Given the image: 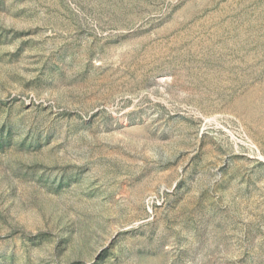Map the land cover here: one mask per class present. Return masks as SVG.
Wrapping results in <instances>:
<instances>
[{"label":"rangeland","instance_id":"obj_1","mask_svg":"<svg viewBox=\"0 0 264 264\" xmlns=\"http://www.w3.org/2000/svg\"><path fill=\"white\" fill-rule=\"evenodd\" d=\"M0 264H264V0H0Z\"/></svg>","mask_w":264,"mask_h":264}]
</instances>
